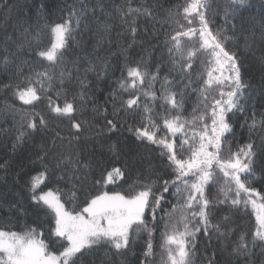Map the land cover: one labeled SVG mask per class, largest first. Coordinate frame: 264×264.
<instances>
[{
    "label": "trees",
    "instance_id": "16d2710c",
    "mask_svg": "<svg viewBox=\"0 0 264 264\" xmlns=\"http://www.w3.org/2000/svg\"><path fill=\"white\" fill-rule=\"evenodd\" d=\"M208 4L210 26L229 37L227 50L236 53L241 78L247 85L240 90L239 107L227 113L232 131L225 134L221 155L228 157V145L236 152L248 143L254 144L251 186L264 195V0H245L235 9L231 7L233 0H208ZM184 6L186 0H0V230L24 233L34 228L36 238L44 240L49 252L63 251L67 242L54 235L55 214L32 199V178L42 172L43 182L37 191L51 190L72 213L82 212L93 197L105 192L131 197L145 184H152L151 200L154 203L156 196L161 200L155 212L149 207L144 214L152 229L154 249L148 264H161L163 233L169 219L166 213H171L173 205L182 204L183 199L174 195L176 188L171 184L167 192L163 191V181L175 178L167 155H161L166 150L147 139H138L136 129L143 128L150 118L159 125L157 139L166 135L170 140L184 138L179 133L172 137L164 128L163 120L170 108L164 99L165 88L177 92V100L183 93L182 116L191 119L194 109L203 111L199 89L208 79V72L212 71L214 78L230 75L227 65L220 69L204 52L191 70L193 83L185 87L187 74L173 65V59L181 58L169 52V37L179 30L177 21L185 28L189 26ZM129 8L140 11L129 12ZM74 12L76 15H72ZM66 21L69 33L56 61L39 56V51L51 43V26ZM191 26L199 27L198 17H193ZM132 27L136 28L134 35ZM197 41L198 37L192 41L182 38L185 48ZM137 66L147 73L144 83L138 81L136 89L125 91L120 81L126 80V86L131 83L128 68ZM43 72L51 80L38 75ZM153 76L157 78L153 80ZM28 78L40 97L31 104L15 97L16 91L29 86ZM165 78L170 82L167 85ZM147 92L155 93L156 98L145 95ZM130 93L138 96L139 107L125 110L122 105L132 98ZM209 95L219 98V89L214 88ZM66 103L73 104L72 113L52 111ZM175 114L173 111L171 115ZM41 118L46 125H40ZM108 120H113L114 129ZM30 122L36 123L35 130L28 128ZM73 123L80 124L79 131ZM208 124L210 127V119ZM186 131L192 135L190 129ZM21 133L23 137L17 140ZM188 155L184 153L185 158ZM114 168L121 169L123 176L107 182V173ZM214 177L205 188L211 201L208 234L203 225H198V218L191 221V226L200 227L193 264H264V242L257 240L255 246L252 243V205H233L235 186L226 198L221 192L226 187L225 178L215 166ZM244 199L247 197L241 193ZM242 237L248 256L233 251ZM149 239L148 231L134 230L127 250L118 254L108 244L96 245L85 251L77 264H141Z\"/></svg>",
    "mask_w": 264,
    "mask_h": 264
},
{
    "label": "snow or ice",
    "instance_id": "6c2138e0",
    "mask_svg": "<svg viewBox=\"0 0 264 264\" xmlns=\"http://www.w3.org/2000/svg\"><path fill=\"white\" fill-rule=\"evenodd\" d=\"M245 0H233L231 7L244 5ZM43 7V5L41 6ZM208 0H186V6L183 7L184 19L188 27L179 25V30L175 31L169 37L172 47L169 48L170 54L181 59H173L174 67L178 66L181 73L187 74L188 84L191 86V70L194 67L196 58L204 52H207L214 59L220 69L228 66L230 75L213 77V72H208V79L204 80L203 86L199 89L203 105V111L198 107L193 110L191 119H185L183 112V93H179L181 99L177 100L178 93L168 91L165 88L164 99L170 108L167 110L168 115L163 120L164 128L167 133L176 137L181 134L184 138L178 141L170 140L168 135L157 139L160 131L159 125L149 118V123L143 128H137L138 139H147L151 143L161 145L165 151L161 155H167L169 166L173 167L175 178L173 180L165 179L163 181V191L169 190V184L176 188L178 199H183L182 204L173 205L171 213H166L169 219L165 222V232L163 233V243L161 248V264H193L192 257L195 255L196 233L200 231L198 225L204 226L205 235L211 227L209 221L208 209L211 201L205 195V188L214 180V166L218 168L225 178L226 187L221 188V192L227 198L228 193L235 186V198L232 199L233 205L244 203L245 206L251 204L256 210L257 230L253 235V246L257 240L264 242V203H257L255 198L264 200V195L251 186V177L255 175L254 165V144L248 143L240 147L238 151L232 152L231 145H228L229 155L224 158L221 153L225 147V134L232 131L231 125L227 119V113L234 108L239 107L240 90L247 85L241 78L236 53H230L227 50L226 41L229 40L227 35H223L221 30L213 31L210 21L207 18ZM139 12L140 9H131L129 12ZM148 11V10H145ZM123 14V13H122ZM76 15V13H72ZM83 15V13H81ZM198 17L199 27H192L193 17ZM80 19L77 17V24ZM262 28H264V17L261 18ZM235 27V26H233ZM27 31V30H25ZM133 35L136 28L132 27ZM51 32L54 40L51 47L39 51V56L46 58L48 61H56L58 49L65 46V38L69 33L68 21L57 23L51 26ZM40 33L37 32L35 39L38 41ZM194 43L185 48L182 38H188L189 41L196 40ZM264 38V31H262ZM5 63L8 57H4ZM64 73L62 72L61 75ZM46 79L51 80L47 72L38 73ZM146 72L141 71L140 67H129L128 78L131 83L121 80L120 85L125 91L136 89L137 82L142 85L145 80ZM157 77L153 76V80ZM203 79V76L200 77ZM183 80V76H182ZM29 86L23 90H18L17 95L25 104H31L40 97L37 91L31 86V78H28ZM41 87L43 82L41 81ZM170 82L165 78L164 84ZM19 89L20 86L17 85ZM219 89V98L211 96L210 92ZM83 95V93H82ZM145 95L155 99V93L147 92ZM132 98L124 102L125 110L139 107L138 96L130 93ZM57 114H70L74 111L72 103H66L63 108L56 106L52 109ZM149 109L145 106V112ZM176 114L172 116V112ZM171 117V118H169ZM211 120L209 127L208 120ZM40 125H46V121L41 118ZM107 124L115 128L113 120H108ZM73 128L80 130L79 123H73ZM28 128L35 130L36 123H28ZM186 129H190L191 136H188ZM24 133L17 137L20 140ZM187 146V147H185ZM190 155L185 158L184 153ZM44 157H40L43 159ZM78 164V161L75 162ZM87 166V165H85ZM123 172L119 168H114L107 173V182H113L117 177H122ZM44 173H39L32 178V199L37 204L42 202L55 214L56 237L66 240V246L59 254L49 252L48 245L44 240L36 238L35 229H30L24 233L15 231L0 230V264H77V260L84 255L85 251L91 250L93 246L108 244L113 247L119 254L121 250H127L132 241V232H139L141 229L148 231L149 241L143 253L145 259L141 264H148V258L154 255L153 244L151 242L152 229L145 222V210L149 207L155 212L159 206L161 197L156 196L155 201L151 200L153 194L152 184H145L143 189L136 192L131 197H126L120 193L109 195L107 192L93 197L87 206L83 208V213L73 214L65 209L60 198L52 191L43 192L37 195L39 184L43 182ZM189 177H193L191 181ZM153 183H156L155 181ZM181 185L183 187H181ZM241 193L245 194L247 199L241 200ZM223 202V201H221ZM199 208L196 211V208ZM175 223L172 222L173 218ZM198 218V225L191 226V221ZM219 231V226H217ZM242 242L233 251L240 255L248 256L249 249L246 243ZM79 254V255H78Z\"/></svg>",
    "mask_w": 264,
    "mask_h": 264
},
{
    "label": "rangeland",
    "instance_id": "374dc122",
    "mask_svg": "<svg viewBox=\"0 0 264 264\" xmlns=\"http://www.w3.org/2000/svg\"><path fill=\"white\" fill-rule=\"evenodd\" d=\"M54 26V25H53ZM51 34H52V32H51ZM53 40H54V36H53V34H52V40H51V43L53 42ZM51 43H50V45H49V47H51ZM48 47V48H49ZM59 50V49H58ZM42 58H44V57H42ZM44 59H46V58H44ZM17 92L18 91H16L15 92V97H16V99L19 101V102H21V103H24L20 98H19V96L17 95ZM64 106H62L61 108H63ZM55 108V107H54ZM35 176H37V175H34L33 177H35ZM41 184V183H40ZM39 184V185H40ZM47 191H51V190H46V191H43V192H47ZM43 192H36V194L37 195H40L41 193H43ZM54 193V192H53ZM55 194V193H54ZM109 195H111V194H109ZM256 199V198H255ZM257 200V199H256ZM257 203L258 204H260V202L257 200ZM253 212H254V220H255V231L257 230V227H258V225H257V221H256V210L253 208ZM78 213H81L82 215H85V216H87V214L86 213H83V211L82 212H78ZM73 214H76V213H73ZM59 254V253H58Z\"/></svg>",
    "mask_w": 264,
    "mask_h": 264
}]
</instances>
